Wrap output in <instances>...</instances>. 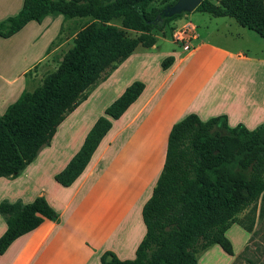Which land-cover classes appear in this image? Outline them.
Masks as SVG:
<instances>
[{"label": "crops", "instance_id": "1", "mask_svg": "<svg viewBox=\"0 0 264 264\" xmlns=\"http://www.w3.org/2000/svg\"><path fill=\"white\" fill-rule=\"evenodd\" d=\"M9 1L0 0V13L8 12ZM209 1L218 4V0ZM7 17L11 15H3L1 21ZM185 17L189 20V15ZM211 18L207 24L212 27L205 26L200 34L184 16L171 21L177 26L193 25L195 39L188 51L174 49L173 43L171 49L162 48L159 42L167 41L166 37L151 32L155 39L151 47H137L98 83L16 177L0 178V202L26 204L41 195L59 216L58 223L43 221L13 240L0 255V264H100L99 256L105 251L120 261L133 259L145 232L141 208L161 171L170 127L188 114L200 121L224 116L228 127L241 124L249 131L264 123V55L249 53L240 36L228 32L230 18ZM79 20L84 18L45 16L7 39L0 38L4 43L0 48L5 47L0 49V115L22 91L25 73L60 51L61 44L51 46V41ZM16 37L20 41L14 48ZM31 52L37 56L26 60ZM167 56L173 62L161 70L159 64ZM15 64L20 68L16 75ZM134 81L143 84L140 95L118 119L111 120L109 131L75 181L68 187L57 185L53 176L77 152L104 109ZM60 138L68 153L59 154L58 162L47 167L42 161L56 151ZM4 231L0 216V236ZM224 235L233 255L213 245L198 257L197 264H232L249 233L234 223Z\"/></svg>", "mask_w": 264, "mask_h": 264}, {"label": "trees", "instance_id": "2", "mask_svg": "<svg viewBox=\"0 0 264 264\" xmlns=\"http://www.w3.org/2000/svg\"><path fill=\"white\" fill-rule=\"evenodd\" d=\"M152 1L22 0L18 12L0 22V38L7 39L28 22L39 23L45 16L92 19L77 34L74 46L56 70L32 92L22 91L0 115V178L16 177L49 144L63 118L98 83L131 55L138 44L142 48L151 47L155 43L150 34L153 30H162L182 15L158 24L154 18L164 6L149 15L146 8ZM193 11L213 18H230L264 42V0H218V4L201 0ZM114 18L122 19L123 29L144 35L126 37L123 30L107 25ZM172 62L173 57L167 56L159 67L165 70ZM105 68L108 71L99 78ZM142 90L143 84L134 81L104 109L77 152L53 176L57 185L68 187L75 181L109 131L111 120L118 119ZM258 201L259 215H263L264 123L249 131L241 124L228 127L224 116L200 121L195 114H188L168 132L161 171L141 208L145 232L134 258L120 261L112 252L105 251L99 256V263L197 264L198 257L213 245L232 256L231 244L224 233L234 223L249 233L253 220L243 226L237 216L253 209ZM0 216L5 223L0 255L13 240L43 221H59L58 214L41 195L26 204L2 200Z\"/></svg>", "mask_w": 264, "mask_h": 264}, {"label": "rangeland", "instance_id": "3", "mask_svg": "<svg viewBox=\"0 0 264 264\" xmlns=\"http://www.w3.org/2000/svg\"><path fill=\"white\" fill-rule=\"evenodd\" d=\"M172 0H153L146 8V11L151 15L153 12H156L163 6L169 4ZM214 1V0H212ZM216 1V0H215ZM21 0H10L8 7V12H1L3 14L0 15V22L1 17L3 15H15L17 8L19 7ZM2 9V6H0V10ZM185 15H189V20L185 17ZM186 19V21H191L194 25L197 26V32L203 33V31L206 30L205 26L210 29L212 27V24H207V20L212 19L206 14H201L195 11H192L188 14H182L180 17H183ZM230 22L231 29L230 33L232 34H238L242 40V44L244 47L248 50L249 53L253 55H264V42L254 33L248 31L245 28L239 27L234 21L231 19H227ZM92 19L87 18L84 20L74 21L71 23L70 26H67L65 31L64 28L61 29L59 36L57 35L54 40L51 41V46H58L61 44V49L58 51L51 59H47L46 61L41 62L40 64H37L29 69L27 73H25L24 77V86L22 91L26 92H32L35 88L39 87L42 80L50 73H52L56 68L59 66V64L62 62V58L65 56V54L74 46V40L77 36V34L86 26L91 24ZM107 25H110L112 27H115L118 30H123L125 32L126 37L128 38H137L138 36H143L144 34L140 32H133L130 30L123 29L122 27V19L121 18H114L110 20ZM179 26L174 25L173 23L168 22L164 28L160 31L153 30L152 32H156L159 36L166 37L167 41L159 42L162 48H165L166 50L171 49V43H173L172 33L175 29H177ZM68 30V32H67ZM226 31V30H224ZM227 32V31H226ZM62 33V34H61ZM151 34V33H150ZM149 35V33H148ZM146 36V35H145ZM20 37H16L13 39L12 43H14V48L17 47L19 44ZM171 41V42H170ZM43 42V40H41ZM0 44H4L1 43ZM140 44H138V47ZM50 47V46H49ZM3 50L5 51V47L2 46ZM0 48V49H1ZM176 50H180L177 46L173 47ZM35 56H37L36 52H31L29 55H27L26 60H32ZM60 58V60H58ZM20 68L15 64L14 67V75L18 73ZM108 71V68H105L102 70V72L99 74V78L105 74ZM98 82V81H97ZM92 86V85H91ZM89 86V88L91 87ZM21 91V92H22ZM20 92V93H21ZM20 95V94H19ZM18 95V96H19ZM17 96V98H18ZM16 98V99H17ZM15 99V100H16ZM14 100V101H15ZM89 110V109H88ZM55 150L52 154L49 156L48 153L44 157L42 162H46L48 166H53L58 160L60 159L59 154L65 155L67 150L64 147L65 143L62 142L61 138L56 143ZM46 158V159H45ZM259 206L260 202L258 201L255 204V207L253 209H246L242 213H240L237 216L238 222L243 225L247 226L252 221V227L249 232V237L247 240V244L243 247V249L234 255L232 264H264V214L259 215ZM2 218V217H1Z\"/></svg>", "mask_w": 264, "mask_h": 264}, {"label": "water", "instance_id": "4", "mask_svg": "<svg viewBox=\"0 0 264 264\" xmlns=\"http://www.w3.org/2000/svg\"><path fill=\"white\" fill-rule=\"evenodd\" d=\"M201 0H176L170 5L164 6L155 16L154 20L161 24L164 19L175 15L191 13Z\"/></svg>", "mask_w": 264, "mask_h": 264}, {"label": "built area", "instance_id": "5", "mask_svg": "<svg viewBox=\"0 0 264 264\" xmlns=\"http://www.w3.org/2000/svg\"><path fill=\"white\" fill-rule=\"evenodd\" d=\"M173 44L182 51L191 49V42L195 39L194 27L191 23L186 22L175 29L172 33Z\"/></svg>", "mask_w": 264, "mask_h": 264}]
</instances>
